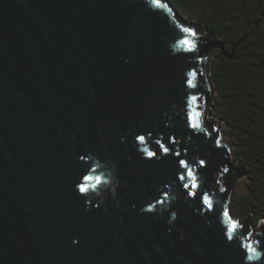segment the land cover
<instances>
[{"label": "water", "instance_id": "water-1", "mask_svg": "<svg viewBox=\"0 0 264 264\" xmlns=\"http://www.w3.org/2000/svg\"><path fill=\"white\" fill-rule=\"evenodd\" d=\"M176 15L0 0V264H264V220L232 213L247 174L205 118L210 61L235 50Z\"/></svg>", "mask_w": 264, "mask_h": 264}, {"label": "trees", "instance_id": "trees-1", "mask_svg": "<svg viewBox=\"0 0 264 264\" xmlns=\"http://www.w3.org/2000/svg\"><path fill=\"white\" fill-rule=\"evenodd\" d=\"M197 18L196 30L227 45L218 52L211 78L212 116L225 125L238 165L246 172V195L235 199L242 217L264 220V0H173Z\"/></svg>", "mask_w": 264, "mask_h": 264}, {"label": "rangeland", "instance_id": "rangeland-1", "mask_svg": "<svg viewBox=\"0 0 264 264\" xmlns=\"http://www.w3.org/2000/svg\"><path fill=\"white\" fill-rule=\"evenodd\" d=\"M246 4L249 5L250 0H245ZM165 3L172 5L173 9L176 11V16L178 17V19L182 22V24L189 26L192 29H196V22H197V18L187 15L173 0H164ZM220 52L219 50L215 52L214 56L212 57L211 61H210V68L212 69V63L214 62L215 56L216 54ZM214 107V104H213ZM213 107L209 106L207 107V111L205 113V118L207 120H216L217 122H220L219 120H217L216 118H214L212 116V109ZM228 142V141H227ZM230 142V141H229ZM248 180L247 179H243L240 180L237 185H236V190H235V194H234V203H233V207H232V213L233 216H235L236 218H238L241 221H246L248 218H252V216L246 218V217H242L241 214L238 213V211L235 210V199L238 196L241 195H246L247 190H248Z\"/></svg>", "mask_w": 264, "mask_h": 264}, {"label": "snow or ice", "instance_id": "snow-or-ice-1", "mask_svg": "<svg viewBox=\"0 0 264 264\" xmlns=\"http://www.w3.org/2000/svg\"><path fill=\"white\" fill-rule=\"evenodd\" d=\"M141 139H143V138L141 137ZM165 151L167 152V149H165ZM151 155H154V154H151ZM181 164H182L185 168L188 167V164H187L185 161H181Z\"/></svg>", "mask_w": 264, "mask_h": 264}]
</instances>
